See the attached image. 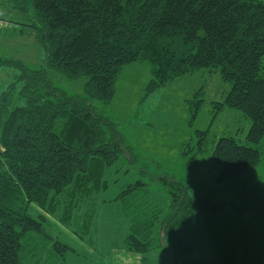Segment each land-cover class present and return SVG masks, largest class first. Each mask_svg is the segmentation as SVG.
Returning <instances> with one entry per match:
<instances>
[{
	"label": "trees",
	"instance_id": "obj_1",
	"mask_svg": "<svg viewBox=\"0 0 264 264\" xmlns=\"http://www.w3.org/2000/svg\"><path fill=\"white\" fill-rule=\"evenodd\" d=\"M9 1L24 19L33 9L46 57L39 69L0 57V66L16 70L13 81L0 88V264H53L69 252L48 233L43 214L29 213L31 204L47 214L59 212L78 234L79 225L90 232L97 199L110 188L108 171L123 156L136 159L117 124L95 102L112 101L120 73L134 62L149 64L150 92L188 73L219 71L231 84L223 107L252 122L247 144L233 136L216 143V181L240 179L261 164L264 0ZM6 20L3 29L12 27ZM48 70L85 79L83 93L55 87ZM162 180L173 190L165 216L164 205L152 206L142 180L127 184L112 200H120L128 221V251L144 254L161 246L152 239L156 228L167 236L195 207L216 211L222 206L206 196L207 189L205 194ZM172 252L173 264H222L188 258L181 245Z\"/></svg>",
	"mask_w": 264,
	"mask_h": 264
},
{
	"label": "rangeland",
	"instance_id": "obj_2",
	"mask_svg": "<svg viewBox=\"0 0 264 264\" xmlns=\"http://www.w3.org/2000/svg\"><path fill=\"white\" fill-rule=\"evenodd\" d=\"M12 8L9 0H0V18L12 22L11 28L0 27V57L32 69L44 67V36L39 23L33 26V9L24 19ZM15 74V69L0 66V88L8 86ZM48 77L68 94L83 93L85 79L71 80L52 70ZM151 79L149 64L134 62L120 73L112 101L95 102L98 111L117 124L136 159L131 162L123 156L108 171L110 188L97 199L90 232L79 225L78 234L59 212L47 214L35 204L29 206L33 217L45 216L48 233L70 247L66 257L53 264H173L172 251L180 245L191 259L264 264V139L261 164L255 170L240 179L216 181L220 173L212 158L216 143L233 136L247 144L252 122L241 111L223 107L231 84L219 71L208 69L177 77L154 92L148 90ZM163 177L191 187L190 191L207 189L206 196L222 206L216 211L195 207L167 236L156 228L152 239L162 241L161 246L144 254L128 251V221L120 200H112L127 184L142 180L151 192L152 206L164 205L165 216L173 190Z\"/></svg>",
	"mask_w": 264,
	"mask_h": 264
},
{
	"label": "built area",
	"instance_id": "obj_3",
	"mask_svg": "<svg viewBox=\"0 0 264 264\" xmlns=\"http://www.w3.org/2000/svg\"><path fill=\"white\" fill-rule=\"evenodd\" d=\"M9 26V22L0 18V27Z\"/></svg>",
	"mask_w": 264,
	"mask_h": 264
}]
</instances>
